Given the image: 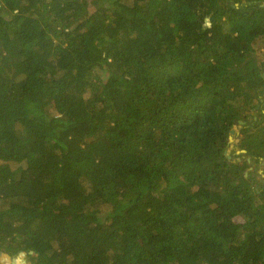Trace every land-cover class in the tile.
<instances>
[{"label": "trees", "instance_id": "1", "mask_svg": "<svg viewBox=\"0 0 264 264\" xmlns=\"http://www.w3.org/2000/svg\"><path fill=\"white\" fill-rule=\"evenodd\" d=\"M263 45L264 0H0V254L264 264Z\"/></svg>", "mask_w": 264, "mask_h": 264}, {"label": "rangeland", "instance_id": "2", "mask_svg": "<svg viewBox=\"0 0 264 264\" xmlns=\"http://www.w3.org/2000/svg\"><path fill=\"white\" fill-rule=\"evenodd\" d=\"M262 48H264V45L262 46ZM233 130L235 131V134L234 135H236L237 132H238V128L237 127H234ZM234 135L232 136V141L230 142V146H229V150H228V153L229 154L232 153L233 151H234L235 154L240 153V151H238L237 148H236V143H235L236 142V139L234 138ZM228 158H229V156H228ZM6 165L9 168H11V169L17 168V165H14V163H11V162H1L0 161V169L1 170L5 169L6 168ZM260 170H262V168H259V172L258 173H261ZM262 179H264V175L262 176ZM238 219L239 218L235 219V221H238ZM4 258L7 260V262H9V264L12 263V261H15L18 264V262L14 258H11V257H9L7 255H1L0 256V264H4ZM24 262H26V261H24Z\"/></svg>", "mask_w": 264, "mask_h": 264}, {"label": "water", "instance_id": "3", "mask_svg": "<svg viewBox=\"0 0 264 264\" xmlns=\"http://www.w3.org/2000/svg\"><path fill=\"white\" fill-rule=\"evenodd\" d=\"M239 123H241V122H239ZM234 125L236 126V122H234ZM235 134V131L232 129L231 131H230V136H229V142H231L232 141V136ZM240 153H244V151H241ZM2 254H0V256H1ZM14 261H12V263H13ZM22 264H28L27 262H23Z\"/></svg>", "mask_w": 264, "mask_h": 264}]
</instances>
